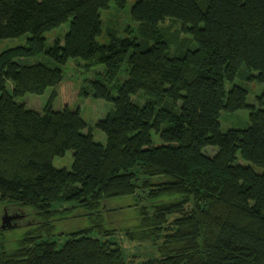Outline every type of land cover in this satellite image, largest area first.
<instances>
[{
    "label": "trees",
    "instance_id": "16d2710c",
    "mask_svg": "<svg viewBox=\"0 0 264 264\" xmlns=\"http://www.w3.org/2000/svg\"><path fill=\"white\" fill-rule=\"evenodd\" d=\"M116 1L125 8L129 0ZM110 4L0 0V39L30 33L0 51V203L48 218L70 202L102 220L92 216L61 245L28 231L8 248L2 219L0 264H264V90L249 103L248 87L236 83H264V0H137L130 14L141 31L109 29L102 43ZM167 19L181 23L192 47L171 51L160 28ZM68 22L47 46L46 32ZM41 54L57 65L37 60ZM76 57L104 66L85 91L113 103L97 124L106 143L80 109L49 102L41 113L17 100L59 84L61 65ZM240 109L250 110L248 126L223 131L222 112ZM209 146L217 150L209 154ZM68 150L72 168L56 167ZM124 196L138 211L123 233L152 242L158 256L129 257L119 242L88 233L113 232L104 229L105 200Z\"/></svg>",
    "mask_w": 264,
    "mask_h": 264
},
{
    "label": "rangeland",
    "instance_id": "374dc122",
    "mask_svg": "<svg viewBox=\"0 0 264 264\" xmlns=\"http://www.w3.org/2000/svg\"><path fill=\"white\" fill-rule=\"evenodd\" d=\"M136 1L129 0L125 8H120L116 0H111L110 8L103 11L106 31L99 37L100 42L106 43L109 41V35L107 34L109 29L118 31L120 35H125L128 31H133V33L137 34L141 31L140 24L130 14L131 8ZM69 26L70 23L68 22L46 32L47 46L53 45L58 38L62 39L69 30ZM160 28L161 32L170 40V49L172 52L184 50L187 46H193V41L190 36L182 31L180 22L167 19L165 23L161 24ZM29 36L30 33H26L21 37L0 39V51L8 47L26 43L27 37ZM37 60L48 63L51 66L57 65L53 59L43 54L38 56ZM126 66L127 63H125L120 72V81L127 76L125 72ZM61 68L63 69V79L59 84L48 87L42 94L26 93L25 95L19 96L17 97L18 102L24 103L28 108L35 109L41 113L45 111L49 102H51L55 110H61L67 106L73 110L80 109L95 139L106 143L107 136L97 124L100 119L106 117L113 109V103L96 98L92 90H90L89 94L85 91L86 89L89 90L90 86L88 85H90V79L98 77L103 73L104 66L100 63L76 57L71 58L66 64L61 65ZM236 83L248 87L249 94L247 101L256 104L257 96L264 90V83L248 80L244 76L237 77ZM231 86L232 83L228 82L227 88L230 89ZM7 88L9 91H12V81H8ZM113 92L117 94V89ZM137 99L141 104L145 102L143 96H138ZM249 114V109H240L235 112L223 111L220 117L221 129L227 131L230 128H245L249 124ZM215 150H217V147L209 146L206 148V152L209 154H213ZM54 164L56 167L71 169L73 165V151L68 150L63 156H56L54 158ZM257 168L261 170V168ZM134 203H136V200L132 196L115 197L105 200V209L103 211L105 218L104 229L113 232L102 235L101 231L95 226L88 233L94 237L112 238L119 242L129 257H156L159 255V252L152 242L129 240L123 233L125 228L134 225L136 222L138 210L135 207L130 208ZM0 204V225L5 215L14 217L10 220V224H8L10 228L3 230L1 233L5 245L8 248L15 247L22 235L28 234V231H31V235H35L36 233L38 235L39 231L41 233L39 235L41 236L38 239L56 240L61 245L66 241L71 232L79 231L92 225L94 223V219L91 218L92 216L98 219V221H102L99 214L88 215L83 212V208L80 206L74 209L73 206L70 208V205H72L70 202L60 204L56 208L57 212L48 218L37 216L36 214L33 215L31 213L34 212L31 208H24L13 202H1ZM23 211H27L29 215L25 218H18ZM18 224L19 226L15 227Z\"/></svg>",
    "mask_w": 264,
    "mask_h": 264
},
{
    "label": "water",
    "instance_id": "95a60500",
    "mask_svg": "<svg viewBox=\"0 0 264 264\" xmlns=\"http://www.w3.org/2000/svg\"><path fill=\"white\" fill-rule=\"evenodd\" d=\"M12 218H14L13 216H9V215H5L4 217H3V222H4V226H6V224H10V220L12 219ZM6 223V224H5Z\"/></svg>",
    "mask_w": 264,
    "mask_h": 264
}]
</instances>
